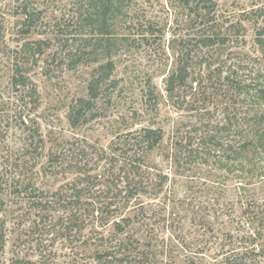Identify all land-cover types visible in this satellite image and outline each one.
<instances>
[{"label": "rangeland", "instance_id": "374dc122", "mask_svg": "<svg viewBox=\"0 0 264 264\" xmlns=\"http://www.w3.org/2000/svg\"><path fill=\"white\" fill-rule=\"evenodd\" d=\"M12 1L0 0V171L5 159L21 157L22 147L30 143L22 121L29 127L31 119L38 123L35 126L44 145L38 153L28 152L32 154L26 156L27 174L32 175L29 169L36 164L33 175L49 199L61 186L78 176L83 179L85 171L93 175L108 168L102 150L109 153V148L129 133L143 127L162 128L164 141L149 160L168 176V181L163 193L143 197L147 203L143 230L151 242H143L144 255L135 256L136 263L129 259L131 264H199L209 256L202 243V218L208 212L203 214V209L194 207L195 198L207 199L206 194L198 192H207L206 181H215L221 190H227L222 201L229 200L235 211L254 192L259 202L257 210H264V187L238 191L240 174L231 168L220 169V152L208 145L207 150L201 148V158H194L185 148L190 139L197 143L200 136L223 138V129L230 128L228 118L236 107L231 89L217 74L218 64L208 65L201 53H192L195 57L186 84L173 94L167 92L166 81L182 56L179 40L188 34L187 12L178 0H115L117 7L110 15L106 33L113 37L111 52L116 69L100 89L94 118L77 127L70 123V107L79 106V99H88L93 73L107 62L104 57L108 55L105 39L102 43L95 41L98 29L87 20L90 0H32L31 7L42 15L34 21L29 36L10 14ZM216 1L217 13L226 27L231 25L226 19L242 22L246 43L240 39L236 42L238 36L230 31L234 42L211 50L208 56L216 58L224 53L222 59L230 63L228 54L238 53L231 58L244 61L241 67L253 77L255 69L264 70V62L256 61V57L261 60L253 42L256 28L243 19L264 8V0ZM37 41H45L43 52L36 54L37 63L30 65L27 73L39 94L35 107L28 95L21 99L12 90L11 77L19 50L27 42L36 48ZM178 142L184 144L182 150L176 149ZM41 169L46 171L40 176L36 171ZM2 176L0 172V183ZM240 192L247 198L240 197ZM175 198L187 200L174 206ZM1 202L5 207L0 209V264H98L89 227L83 232L73 229L67 221L70 213L33 207L24 194L18 196L12 189L0 194ZM172 211L175 213L170 220Z\"/></svg>", "mask_w": 264, "mask_h": 264}, {"label": "trees", "instance_id": "16d2710c", "mask_svg": "<svg viewBox=\"0 0 264 264\" xmlns=\"http://www.w3.org/2000/svg\"><path fill=\"white\" fill-rule=\"evenodd\" d=\"M178 2L187 12L188 34L179 40L182 56L178 57L176 70L166 81L167 92L173 94L177 87L186 84L190 76L189 68L195 57L192 53L194 52L195 55L201 53L204 62L208 65L218 64L217 74L220 79L223 78L227 89H231L232 100H235L233 105L236 107L228 118L230 128L223 129L225 134L223 138L211 135L200 136L197 143L191 142L190 139L185 148L189 149L188 154L194 158L195 156L201 158V148L207 150L208 145L215 152H220L219 156L222 157L218 163L220 169L231 168L232 172L235 170L240 174V177H237L238 191H245L249 186L264 187V70L255 69L253 77L246 75L245 68L241 67L244 61H234L235 57L231 58L238 53L228 54L230 63L227 58L222 59L224 53L218 54L216 58L208 56L211 50L226 47L234 42L229 34L230 31H234L238 36L236 42H240L238 40L240 39L246 43L245 27L240 20L231 23L228 19L226 20L231 25L226 27L223 18L217 13L216 0H178ZM31 3L32 0H13L10 9V14L23 25V33L26 36L32 33L34 21L39 20L42 15V11L32 8ZM115 7H117L115 0H90L87 20L98 29V32L94 33L95 41L102 43L105 39L104 50L108 55L104 57L107 62L100 64L93 73L88 99H79L77 102L79 106L70 107L69 120L74 127L94 118L100 89L113 76L116 69L111 52L113 37L106 33L110 15L115 13ZM252 14L254 16L248 15L243 20L253 22L256 28L253 42L261 57V60L256 57V61L263 63L264 8L257 9ZM2 24L3 20L0 21V29ZM2 31L0 37H3ZM36 44L38 45L34 48L27 42L19 50V54L14 59L11 77L12 90L20 95L21 99L25 98L23 95H28L26 97L35 107L39 104V94L27 73L28 67L37 63L34 58L37 53L42 54V45L45 41H37ZM95 50L94 53L97 52ZM216 60L218 63H215ZM223 74L225 77H222ZM89 113L91 116L88 115ZM30 122L31 127L27 125L28 122L22 121L24 128L28 129L30 134L28 136L30 143L22 147L21 157L14 155L7 158L1 166L3 182L0 183V194L12 189L18 196L24 194L33 207L44 210L56 208L64 213H70L67 221L73 229L83 232L89 227L98 264H131L132 261L129 259L136 263L135 256L144 255L143 242H151L143 230L147 217V203L143 202V197L153 193H163L168 181V176L161 174V170L153 167L149 160L150 155L160 148L164 141L163 129L143 127L129 133L120 142L113 144L109 148V153L102 150V157L106 158L108 168L93 175H88L85 171L82 173L83 179L78 176L77 179L61 186L52 194L53 198L49 199L45 198L47 195L44 194L43 188L38 187L39 180L33 175L37 165L34 164L29 169L32 175L27 174L29 164L26 156L32 154L28 152L38 153L39 148L44 145L40 129L35 126L38 123L32 119ZM178 146L176 149L184 148L182 142H178ZM50 162L51 165L54 163L52 160ZM229 163H233V166L229 167ZM236 163L238 165H235ZM45 171L46 169H41L36 173L41 176ZM155 171L159 174L154 173ZM209 182L212 183L211 186ZM206 183L207 192L203 190L198 192L206 194L207 199L202 201L195 198L197 206H194L197 211L203 209V214L205 211L208 212L202 218V226L205 228L202 243L205 247L204 252L209 256L204 257L199 264H264V210H257L259 202L255 200L254 190L250 189L254 192L252 196H248L245 205L235 211L228 199L222 201L227 190H221L215 181L214 183L206 181ZM239 195L245 196L241 192ZM186 200L179 201L175 198L174 206L183 205ZM204 204L207 206L205 207ZM229 206L233 208L227 209ZM4 207V203L1 202L0 209ZM174 213L172 211L170 220ZM196 214L198 215V212ZM191 264L196 263L192 261Z\"/></svg>", "mask_w": 264, "mask_h": 264}]
</instances>
